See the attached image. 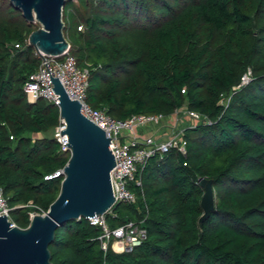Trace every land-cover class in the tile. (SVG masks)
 <instances>
[{
	"label": "trees",
	"instance_id": "trees-1",
	"mask_svg": "<svg viewBox=\"0 0 264 264\" xmlns=\"http://www.w3.org/2000/svg\"><path fill=\"white\" fill-rule=\"evenodd\" d=\"M63 20L78 66L89 69L93 108L119 119L187 108L204 120L185 127L186 155L150 157L131 187L136 202L106 214L112 227L141 222L140 245L105 251L101 228L81 217L57 228L52 262L264 264V0H71ZM39 27L0 0V186L22 228L57 198L63 178L45 176L70 157L55 137L59 107L31 103L23 89L39 68L28 41ZM248 69L251 80L236 88ZM200 177L215 193L201 224Z\"/></svg>",
	"mask_w": 264,
	"mask_h": 264
},
{
	"label": "water",
	"instance_id": "water-1",
	"mask_svg": "<svg viewBox=\"0 0 264 264\" xmlns=\"http://www.w3.org/2000/svg\"><path fill=\"white\" fill-rule=\"evenodd\" d=\"M29 22L40 27L31 32L28 41L37 50L61 55L70 43L65 37L63 20L66 3L71 0H10ZM58 94L61 119L66 122L61 135H67L70 157L64 166V177L57 198L45 214H37L25 228L11 226L0 216V264H54L50 244L57 228L70 221L103 215L115 205L111 171L116 160L110 149V138L97 124L81 112V103L72 100L58 77L50 75ZM204 190L201 198V224L215 209L213 180L200 177Z\"/></svg>",
	"mask_w": 264,
	"mask_h": 264
},
{
	"label": "built area",
	"instance_id": "built-area-1",
	"mask_svg": "<svg viewBox=\"0 0 264 264\" xmlns=\"http://www.w3.org/2000/svg\"><path fill=\"white\" fill-rule=\"evenodd\" d=\"M40 59L39 68L34 72L29 80L24 84V91L29 102L33 103L44 98L58 105L59 96L52 89L54 87L50 81L52 77H58L66 92L72 100L81 103L82 114L101 127L110 138V149L112 150L116 166L111 171V183L115 204L119 202L134 203L137 196L131 189L132 186L142 185L140 171L147 163L148 159L158 152H167L171 148H177L186 155V141L184 139L183 124L196 125L204 120V117L187 108L176 109L171 116L164 113L134 114L126 119H119L109 115L105 108H93L87 101V90L89 86V69L81 68L77 64L76 56L69 48L61 55H52L36 50ZM252 71L248 69L236 88L246 85L251 80ZM229 97L225 98V103ZM171 117V118H170ZM167 118L171 119V133L169 135L150 133L144 136L139 134V130L147 128L148 125L160 126ZM66 122L61 119L55 128V137L61 144L62 150L70 152L67 135H61L65 130ZM127 131L128 134H125ZM154 132V131H153ZM158 135V136H157ZM64 177V168L55 170L45 176V179ZM27 205L34 206L32 201ZM26 205L20 204L18 207ZM39 212H29V221L37 214H45L46 211L39 208ZM111 210V209H110ZM110 210L108 212H110ZM12 207L9 205L3 188L0 186V216L6 215L11 222V226H18L11 217ZM91 225L99 226L102 230L99 240L101 248L105 251L111 248L116 253L133 250L147 238V230L141 222L128 221L124 224L112 227L106 219V213L87 218Z\"/></svg>",
	"mask_w": 264,
	"mask_h": 264
},
{
	"label": "crops",
	"instance_id": "crops-1",
	"mask_svg": "<svg viewBox=\"0 0 264 264\" xmlns=\"http://www.w3.org/2000/svg\"><path fill=\"white\" fill-rule=\"evenodd\" d=\"M171 118V117H170ZM170 118H167V120L163 123V124H161L160 126H158V127H152L150 130H141L140 132H139V134L141 135V136H144V135H146V134H150V133H156V132H158V134L160 135V134H164V135H169L170 134V132H167L166 130H169V128H171V124H172V122H171V119ZM163 126H165V127H163ZM166 129V130H164V132H162L161 130L162 129ZM154 131V132H153ZM158 136V135H157Z\"/></svg>",
	"mask_w": 264,
	"mask_h": 264
},
{
	"label": "rangeland",
	"instance_id": "rangeland-1",
	"mask_svg": "<svg viewBox=\"0 0 264 264\" xmlns=\"http://www.w3.org/2000/svg\"><path fill=\"white\" fill-rule=\"evenodd\" d=\"M35 22H36V21H35ZM189 123H190V122H187V123L183 124V127H184V128L187 127V126H188L187 124H189ZM152 127H153V128H154V127H157V125H156V126H155V125H148L147 128H142V129L139 130V132H140L141 130H144V129L148 131V130H150ZM163 127H165V126H163ZM164 130H166V129L163 128L161 131L164 132ZM166 131L171 133L172 130H171V128H169V130H166ZM124 133H125V134H128L127 131H124ZM62 178H63V177H62ZM115 205H117V203H116ZM115 205H114V206L112 207V209L110 210V213L113 211V208L115 207ZM15 206H16V205H15ZM15 206H12V211H11V216H12L13 218H15L17 215H19V211L14 210V207H15ZM107 213H109V212H107ZM107 213H106V214H107ZM110 213H109V214H110Z\"/></svg>",
	"mask_w": 264,
	"mask_h": 264
},
{
	"label": "clouds",
	"instance_id": "clouds-1",
	"mask_svg": "<svg viewBox=\"0 0 264 264\" xmlns=\"http://www.w3.org/2000/svg\"><path fill=\"white\" fill-rule=\"evenodd\" d=\"M112 209V208H111Z\"/></svg>",
	"mask_w": 264,
	"mask_h": 264
}]
</instances>
